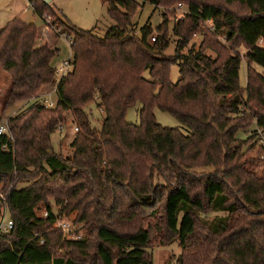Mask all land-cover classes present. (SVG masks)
<instances>
[{"label":"trees","instance_id":"obj_1","mask_svg":"<svg viewBox=\"0 0 264 264\" xmlns=\"http://www.w3.org/2000/svg\"><path fill=\"white\" fill-rule=\"evenodd\" d=\"M137 1L164 11L186 6L172 29L178 39L173 57H163L165 13L156 36L147 27L140 37L129 33ZM222 1L104 0L115 25L103 38L64 18L58 27L73 40L72 68L59 79L52 66L59 51L36 47L35 25L14 18L0 30V68L9 83L2 113L35 99L45 86H54L56 95L53 108L38 101L7 119L12 140L0 136V205L13 225L0 236V264H152L151 231L162 228L185 252L196 250L197 264H264V173L258 176L255 162L243 160L244 141L237 137L251 120L264 134V78L255 70H264V0ZM31 3L41 21L51 13L42 0ZM235 3L245 15L228 9ZM201 34L198 49L192 45L181 55ZM219 35L225 44L239 42L243 58L218 38L205 40ZM241 62L245 88L239 86ZM173 64L180 74L175 84L169 81ZM91 104L104 113L99 129L86 112ZM138 104L139 125L127 123V110ZM155 109L173 116L184 132L157 124ZM67 113L77 132L63 158L53 152L50 136ZM206 166L215 172H193ZM154 173L163 185L153 184ZM23 182L27 186L17 188ZM60 184V190L50 189ZM217 207L226 214L218 229L200 228L198 216ZM74 212L87 237L66 241L53 225ZM241 213L256 220L241 219ZM147 217L151 229H143Z\"/></svg>","mask_w":264,"mask_h":264},{"label":"rangeland","instance_id":"obj_2","mask_svg":"<svg viewBox=\"0 0 264 264\" xmlns=\"http://www.w3.org/2000/svg\"><path fill=\"white\" fill-rule=\"evenodd\" d=\"M103 1L104 0H53L49 5L51 8V13H45L44 15L45 25L39 18L35 16V22L37 23V25L39 27L42 26L41 29L36 28V47L38 48L45 44L43 43L44 41L47 42L46 44L48 45V47L54 49L53 47L55 45V42L57 43L59 53L52 60V65L55 68H60L64 61L72 59V53L69 43L65 39H63L62 35L58 34L62 32V29L58 27V24L60 22H65L67 20L71 25H73V27L77 28L78 30L92 31L93 35L98 38H103L106 31L115 25L108 17V6ZM220 1L223 2L222 0ZM137 2L141 5L140 8L136 11L135 15L132 17L131 26L129 27V33H132V35L134 36L140 37L141 30L147 27L152 30V36H156V33L154 31L162 23L163 13H165L166 23L168 26V47L163 52V57H173L178 39L173 35L172 29L174 24H176L177 21L183 19V17L186 15V6L183 5L180 8L179 6H172L164 11L161 8H155L150 3H142L140 1ZM227 7L237 16L246 14V10L244 9V7L240 6L237 3L231 4ZM32 10L33 8L29 5L28 0H0V30L4 28L6 24L12 19L16 17L21 18L24 16H28L30 13H32ZM54 37H57L58 39H56L55 41V39H53ZM217 38L223 45H226V47H228L230 51L240 54V56L243 58L246 50L239 45V42H236L234 44H225L222 35H219L218 37L207 36L205 40L206 42L214 43ZM202 39V34L193 37L189 46L186 49H183L180 54L186 55L188 49L192 45L195 46V50L198 49V46H200ZM149 41L151 42L150 39ZM203 52L205 55L211 57L212 59L216 57V55L208 49H204ZM255 70L264 78V70L262 68L255 66ZM69 71H71V69ZM145 77L148 78V75L145 74ZM57 78L59 79L58 76ZM179 78L180 74L178 64L171 65L169 68V81L172 84H175L179 80ZM8 85V76L0 68V126L6 124L8 118L15 117L24 112L26 108H28L33 103H36L38 101H42L44 104L52 103V108L56 103L55 87L45 86L38 92L35 99L29 102L17 103L15 106L7 108V110L2 113V106L7 95L9 87ZM239 86L241 88H245L246 86V72L244 62H241L239 69ZM140 107L141 106L138 104L135 107L127 110L125 115V120L127 123L139 125L140 120L138 114ZM86 112L89 115L91 125L99 129L104 118L103 111L97 109L94 104H91L87 106ZM153 114L156 123L160 126L164 128L177 129L181 132H184L185 128H183V126L170 114L162 112L158 109H155ZM64 117L65 121L59 125L63 127V132H59L57 128L55 132L50 136V144L55 154L66 158L71 154L70 144L76 133L74 130L76 128V125L73 122L70 114H64ZM250 125L251 126L246 130V132H238L237 137L240 140L244 141L243 152H245V156L243 160L248 159L254 161L256 164L254 172L258 176H261L264 173V151L261 150L262 144L257 136L258 129L254 126V122L252 120L250 122ZM193 172H195L196 174H212L215 172V168L212 166H206L197 168ZM153 184H164L162 177L158 173H154L153 175ZM25 186H27V184L26 182H23L18 184L17 188L20 189ZM61 187L62 185L60 184L57 186H50V189L58 191L61 189ZM49 200L51 202L50 206L52 207L53 211L56 212L57 207L53 203V198L51 197L49 198ZM3 205V203H1L0 205V221L2 219L1 215L4 212V208H2ZM251 215L252 214L245 215L241 213L238 217L244 220H256L257 216ZM225 216V212L218 209L217 207L211 212L207 211L205 214H201L198 216L199 226L200 228L206 229L207 224H209L211 229L217 230L220 222L224 220ZM61 219L70 224L72 232H75L76 236L81 237V239L87 237L83 223L77 222L78 214L76 212L72 213L68 217ZM9 221V215L8 212H6L3 223L7 224L9 223ZM153 224L154 222L151 223L150 218L147 217L145 223L143 224V229H147L149 226V228L151 229ZM205 229L198 228V233L203 236L208 235V232ZM123 231H128V228H125ZM151 232H153V236L148 246L147 254L152 260V264H179L181 259L185 264H197V262L201 259V256L196 253V250H189L185 252L181 248L177 238L172 237L171 235L164 234L165 232L163 228ZM62 239L69 241V238L63 235ZM69 253L72 252L69 251Z\"/></svg>","mask_w":264,"mask_h":264},{"label":"built area","instance_id":"obj_3","mask_svg":"<svg viewBox=\"0 0 264 264\" xmlns=\"http://www.w3.org/2000/svg\"><path fill=\"white\" fill-rule=\"evenodd\" d=\"M28 2H29V5L31 7H33V4L31 3V0H28ZM179 8H180V6H179ZM42 23L45 25L44 21H42ZM206 26L207 27H211V22L210 21L206 22ZM58 34L62 35L63 39H65L69 43L70 46L73 44L72 38L69 37L67 34H61V33H58ZM151 42H154L153 38L151 39ZM71 61H72V59L68 60V61H64L62 63V65H61V67L57 68V76L59 78L62 77L63 75H65L66 72L69 71L72 68ZM44 106L47 107V108H52V103L44 104ZM74 130H75V132H77L76 128ZM58 131L59 132H63V127L59 126L58 127ZM3 135H6L9 140H12V137L8 135L6 124L0 126V136H3ZM257 136H258V138L261 141V144L263 146L264 145V135H263V133L260 130H257ZM4 197L5 196L3 194H0V201L1 202L5 201ZM2 208H4V212L1 215L2 219L0 221V236L7 235L13 230V225H12L11 222H9L7 224L3 223V220H4L5 214L7 212V209H6L5 205H3ZM0 209H1V206H0ZM42 216H43V218H48V213L44 211L42 213ZM53 228L58 230V231H60L63 236L68 237L69 241L70 240L71 241H77V240L81 239V237H78V236L75 235V232H72V228H71L70 224H68L65 220H62L60 218L56 219V222L54 223Z\"/></svg>","mask_w":264,"mask_h":264},{"label":"crops","instance_id":"obj_4","mask_svg":"<svg viewBox=\"0 0 264 264\" xmlns=\"http://www.w3.org/2000/svg\"><path fill=\"white\" fill-rule=\"evenodd\" d=\"M52 3V2H51ZM50 5V4H49ZM37 17V16H36ZM16 18H19V17H16ZM38 18V17H37ZM20 20H22L23 22H25V23H27V24H33V25H35L36 26V28H42V26H38L37 25V23L35 22V13H34V11L32 10V13H30L28 16H24V17H21V18H19ZM73 26V25H72ZM40 37H42V36H40ZM44 38H45V35H44ZM53 39H55V41H56V39H58L57 37H54ZM43 43H47V42H44L43 41ZM50 45V44H49ZM54 49H57L58 50V47H57V43L55 42V45H54V47H53ZM53 66V65H52ZM54 67V66H53Z\"/></svg>","mask_w":264,"mask_h":264},{"label":"water","instance_id":"obj_5","mask_svg":"<svg viewBox=\"0 0 264 264\" xmlns=\"http://www.w3.org/2000/svg\"><path fill=\"white\" fill-rule=\"evenodd\" d=\"M53 0H42L44 5H49Z\"/></svg>","mask_w":264,"mask_h":264}]
</instances>
